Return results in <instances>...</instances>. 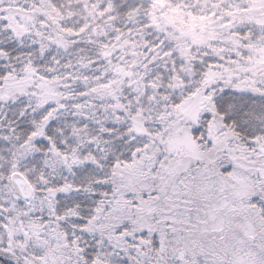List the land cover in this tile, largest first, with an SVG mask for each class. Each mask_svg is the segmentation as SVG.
Here are the masks:
<instances>
[{"label": "rangeland", "instance_id": "1", "mask_svg": "<svg viewBox=\"0 0 264 264\" xmlns=\"http://www.w3.org/2000/svg\"><path fill=\"white\" fill-rule=\"evenodd\" d=\"M149 1L154 30L173 44L170 59L178 62L168 80L176 100L152 87L154 109L131 115L132 134L146 142L109 175L104 200L85 223L89 240L80 231L74 235L69 218L59 215L56 198L63 189L56 183L72 174L73 162L104 165L106 143L85 142L76 133L60 143L61 151L51 142L37 146L41 135L24 144L1 141L0 264H264V223L255 205L264 204V144L243 145L211 105L217 88L264 94V41L258 45L252 35L254 29L264 35V0H204L192 5L193 13L183 10L185 0L172 6ZM7 15L31 45L66 53L67 33L48 6L38 19ZM208 62L218 66L197 78L194 66ZM21 74L0 84V114L4 104L29 105L30 114L59 107L58 85L35 71ZM92 144L95 154L80 149ZM13 173L30 183V201L16 198ZM90 249L96 251L91 262L83 258Z\"/></svg>", "mask_w": 264, "mask_h": 264}, {"label": "trees", "instance_id": "2", "mask_svg": "<svg viewBox=\"0 0 264 264\" xmlns=\"http://www.w3.org/2000/svg\"><path fill=\"white\" fill-rule=\"evenodd\" d=\"M185 1L183 10L190 13H193L194 3L204 2ZM173 4L174 0H169V5ZM46 6L57 15L60 32L67 33L66 53L60 52L58 56L50 46L31 45L32 40L18 33L11 16L7 15V12L38 15ZM153 12L149 0L0 2L1 86L7 76L21 77V72L35 71L40 80L58 85L60 102L59 107L48 105L35 114H30L33 107L29 105L4 104L6 108L0 114V142L10 137L24 144L41 135L37 146L51 142L61 151L60 143L69 142L68 138L76 133V137L86 138L85 142L90 138L93 142H105V148L109 149L104 165L94 161L73 162L72 174L56 183L63 189L56 198L59 215L69 218L67 223L74 229L73 234L80 235V231L85 240H89L85 223L93 220L97 204L104 200L109 175L116 167L129 164L146 142L132 134L130 118L154 109L155 105L148 101L152 87L156 94L171 101L177 98L175 92L168 90V80L174 75L170 67L178 66L176 60H171L175 55L170 59V54L175 53L173 44L154 30ZM252 35L258 45L264 41L259 30L254 29ZM216 66L212 62L196 64L193 70L202 80L205 73ZM118 71L124 73L121 81L117 78ZM157 73L163 74L159 83L154 82ZM212 91L211 105L222 125L243 145L264 144V94L232 88ZM67 109L69 111L65 112ZM96 123L101 125L102 132L99 127L95 132ZM80 149L95 154L94 144ZM97 166H101V170ZM255 205L264 223V204ZM85 254L83 258L91 262L96 251L90 249Z\"/></svg>", "mask_w": 264, "mask_h": 264}, {"label": "water", "instance_id": "3", "mask_svg": "<svg viewBox=\"0 0 264 264\" xmlns=\"http://www.w3.org/2000/svg\"><path fill=\"white\" fill-rule=\"evenodd\" d=\"M10 185L16 198H19L22 201H29L32 199L34 190L29 182L19 173L11 174Z\"/></svg>", "mask_w": 264, "mask_h": 264}]
</instances>
